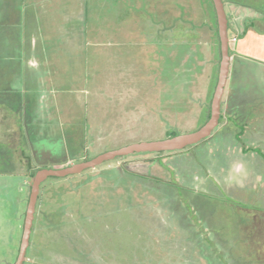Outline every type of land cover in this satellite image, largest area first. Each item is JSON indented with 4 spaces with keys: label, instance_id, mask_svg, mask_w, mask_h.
I'll return each instance as SVG.
<instances>
[{
    "label": "rangeland",
    "instance_id": "rangeland-1",
    "mask_svg": "<svg viewBox=\"0 0 264 264\" xmlns=\"http://www.w3.org/2000/svg\"><path fill=\"white\" fill-rule=\"evenodd\" d=\"M234 1L264 26V0ZM216 20L212 0H0V264H17L39 171L209 122ZM257 118L248 108L184 152L48 180L26 264H264V124L244 132Z\"/></svg>",
    "mask_w": 264,
    "mask_h": 264
},
{
    "label": "water",
    "instance_id": "water-1",
    "mask_svg": "<svg viewBox=\"0 0 264 264\" xmlns=\"http://www.w3.org/2000/svg\"><path fill=\"white\" fill-rule=\"evenodd\" d=\"M217 15L221 62L219 73V84L212 104L211 118L209 122L198 132L191 135L178 136L164 141L153 143H141L126 147L124 149L110 152L91 161L70 166L64 169H45L39 171L32 186V195L26 216V225L22 247L17 264H26L28 251L31 246L33 229L36 221L37 206L41 196L42 186L50 179H67L72 176L82 175L87 171L96 170L106 163L116 161L120 158H127L137 154L153 153L167 154L184 152L188 148L199 146L210 140L222 122L223 101L226 88L229 82L232 66L230 19L223 0H212Z\"/></svg>",
    "mask_w": 264,
    "mask_h": 264
},
{
    "label": "crops",
    "instance_id": "crops-1",
    "mask_svg": "<svg viewBox=\"0 0 264 264\" xmlns=\"http://www.w3.org/2000/svg\"><path fill=\"white\" fill-rule=\"evenodd\" d=\"M224 3L226 5V10H230V29L234 27L232 30L234 31L233 38L235 35L236 38L234 39L237 40L234 42L237 44V51L234 52L231 47L233 51L231 52L232 66L229 82L227 85V88H230V90L226 91L224 97V99H226V103L223 101L227 107L226 116H224V108L222 109L224 120H227L224 125H227L229 123L228 120H230L234 114L239 115L241 112H246L248 108L255 109V112H264V88H262L264 81L262 80L263 78L261 79V77L264 75V26L256 25L254 20H252L253 8H250L245 4L244 7L247 10L248 15L240 17L237 22L233 23L231 18L233 16L231 13L232 5L239 9H244V7L238 4L240 2L234 0H225ZM256 12L259 15L263 13L262 10ZM242 37H245V39L241 41L240 39ZM257 76L258 81L256 78ZM256 81L259 84L258 86ZM259 119L260 118H257L256 120H247L246 125H251L250 128L247 126V130L244 131L246 135L247 132L251 131L252 126H256L257 123H260L261 126L264 124V122ZM261 129L263 128L261 127ZM256 131L254 133V135H256L255 138L259 137V134L261 133L260 130L257 132ZM246 135L244 134L242 137H246ZM248 150V153L250 154L256 153L255 151H252V147ZM242 152L244 151L242 150Z\"/></svg>",
    "mask_w": 264,
    "mask_h": 264
},
{
    "label": "trees",
    "instance_id": "trees-1",
    "mask_svg": "<svg viewBox=\"0 0 264 264\" xmlns=\"http://www.w3.org/2000/svg\"><path fill=\"white\" fill-rule=\"evenodd\" d=\"M225 2V0H223ZM227 2V1H226ZM217 16V15H216ZM217 21V20H216ZM218 38H219V43H220V37H219V32H218ZM224 121V117L222 119ZM167 154H170V153H167ZM157 155V154H156ZM159 155H163V154H159ZM73 160V159H72ZM118 161V160H117ZM70 162V160H65V161H62L61 165L65 166V165H68ZM41 197V196H40ZM33 234H34V229H33ZM33 237V236H32Z\"/></svg>",
    "mask_w": 264,
    "mask_h": 264
},
{
    "label": "flooded vegetation",
    "instance_id": "flooded-vegetation-1",
    "mask_svg": "<svg viewBox=\"0 0 264 264\" xmlns=\"http://www.w3.org/2000/svg\"><path fill=\"white\" fill-rule=\"evenodd\" d=\"M222 119H223V117H222ZM212 139V138H211ZM201 145V144H200ZM194 147H197V146H194ZM192 148V147H191ZM189 149V148H188ZM186 151V150H185Z\"/></svg>",
    "mask_w": 264,
    "mask_h": 264
},
{
    "label": "clouds",
    "instance_id": "clouds-1",
    "mask_svg": "<svg viewBox=\"0 0 264 264\" xmlns=\"http://www.w3.org/2000/svg\"><path fill=\"white\" fill-rule=\"evenodd\" d=\"M230 39H231V37H230ZM234 39V38H233ZM231 44H232V40H231Z\"/></svg>",
    "mask_w": 264,
    "mask_h": 264
},
{
    "label": "built area",
    "instance_id": "built-area-1",
    "mask_svg": "<svg viewBox=\"0 0 264 264\" xmlns=\"http://www.w3.org/2000/svg\"><path fill=\"white\" fill-rule=\"evenodd\" d=\"M237 40L235 39V42H236Z\"/></svg>",
    "mask_w": 264,
    "mask_h": 264
}]
</instances>
